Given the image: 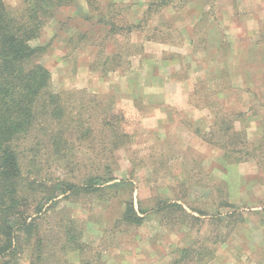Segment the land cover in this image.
Returning a JSON list of instances; mask_svg holds the SVG:
<instances>
[{
    "label": "rangeland",
    "instance_id": "374dc122",
    "mask_svg": "<svg viewBox=\"0 0 264 264\" xmlns=\"http://www.w3.org/2000/svg\"><path fill=\"white\" fill-rule=\"evenodd\" d=\"M149 1L75 0L34 41L48 45L52 87L72 92L86 131H71L61 156L44 141L34 152L24 145V173L78 185L97 173L114 179L59 195L40 215L45 264H171L182 248L203 255L184 264H264V0H176L144 17ZM3 2L18 11L23 0ZM109 17L116 32L99 22ZM210 101L219 115H236L253 158L227 162L201 139ZM109 111L127 134L112 154L120 131L104 123ZM127 201L143 212L141 224L120 220ZM233 211L242 219L230 225L224 215ZM65 224L81 249L61 248Z\"/></svg>",
    "mask_w": 264,
    "mask_h": 264
},
{
    "label": "trees",
    "instance_id": "16d2710c",
    "mask_svg": "<svg viewBox=\"0 0 264 264\" xmlns=\"http://www.w3.org/2000/svg\"><path fill=\"white\" fill-rule=\"evenodd\" d=\"M74 1L23 0L20 9L13 11L0 0V264H20L27 248L31 253L30 264H45L50 252L44 250L47 237L39 227L40 215L53 207L59 195L69 198L79 191L93 192L103 188L105 182L114 180L97 173L88 176L80 185L67 180L47 181L28 178L22 167L24 145L34 152L42 141L47 143L50 154L61 156L69 150L70 132L81 134L86 131L82 128L85 122L81 116L72 115L71 104L68 103L72 92H59L52 87L51 72L42 61L48 45L34 43L55 12ZM174 1L150 0L143 15L148 17L176 3ZM99 22L108 26L110 32L119 29L113 18L109 17L107 21L100 18ZM132 27L139 26L128 25L125 30ZM197 93L194 89L193 94ZM206 107L212 110L213 117L209 130L201 133V139L217 146L227 162L253 158L255 149L250 150L244 132L235 129L236 115L226 112L219 115L220 111L213 110V101ZM107 115L104 123L113 127L111 133L116 135L120 131L116 140L111 141L109 152L112 154L118 148L117 141L127 134L121 132L117 125L119 115L110 111ZM169 207L178 208L188 216L180 204L165 202L162 206ZM141 213V210H135L132 201H127L120 220L139 225L143 221ZM220 216L219 220H224ZM224 216H228L226 222L230 225L242 219L241 213L236 211ZM62 230L64 240L61 248H82L71 225L65 224ZM202 257L200 252L182 248L171 264L201 261Z\"/></svg>",
    "mask_w": 264,
    "mask_h": 264
}]
</instances>
